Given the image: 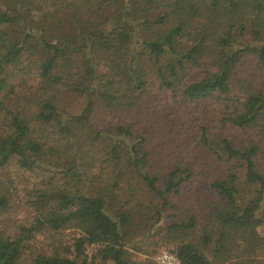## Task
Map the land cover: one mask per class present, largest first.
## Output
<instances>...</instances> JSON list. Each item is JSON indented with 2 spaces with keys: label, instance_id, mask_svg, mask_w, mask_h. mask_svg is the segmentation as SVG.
I'll return each mask as SVG.
<instances>
[{
  "label": "trees",
  "instance_id": "16d2710c",
  "mask_svg": "<svg viewBox=\"0 0 264 264\" xmlns=\"http://www.w3.org/2000/svg\"><path fill=\"white\" fill-rule=\"evenodd\" d=\"M156 238L259 264L264 0H0V264Z\"/></svg>",
  "mask_w": 264,
  "mask_h": 264
},
{
  "label": "rangeland",
  "instance_id": "374dc122",
  "mask_svg": "<svg viewBox=\"0 0 264 264\" xmlns=\"http://www.w3.org/2000/svg\"><path fill=\"white\" fill-rule=\"evenodd\" d=\"M193 82L194 81H190L187 87L193 84ZM84 106V100H79L71 111L75 114L79 113L84 109ZM157 239L159 238H156L155 241H150V243L146 242L138 244L137 246L139 249H129L130 258L138 264H156V260L162 252H170L172 249V247L170 248L171 245H164L163 242ZM153 242H156V244H153ZM258 259L259 264H264V252Z\"/></svg>",
  "mask_w": 264,
  "mask_h": 264
},
{
  "label": "built area",
  "instance_id": "2783aa9c",
  "mask_svg": "<svg viewBox=\"0 0 264 264\" xmlns=\"http://www.w3.org/2000/svg\"><path fill=\"white\" fill-rule=\"evenodd\" d=\"M156 264H182L181 261L171 252H162L157 260Z\"/></svg>",
  "mask_w": 264,
  "mask_h": 264
}]
</instances>
